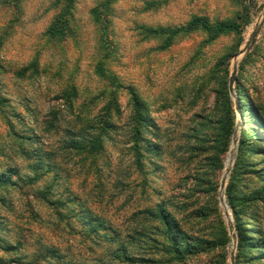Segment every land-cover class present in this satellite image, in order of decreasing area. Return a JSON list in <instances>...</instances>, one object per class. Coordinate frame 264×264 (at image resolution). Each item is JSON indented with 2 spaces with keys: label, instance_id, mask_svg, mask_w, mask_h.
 I'll list each match as a JSON object with an SVG mask.
<instances>
[{
  "label": "rangeland",
  "instance_id": "rangeland-1",
  "mask_svg": "<svg viewBox=\"0 0 264 264\" xmlns=\"http://www.w3.org/2000/svg\"><path fill=\"white\" fill-rule=\"evenodd\" d=\"M107 1L75 0L69 21L73 34L63 41H49L46 33L62 12L65 0H0V99L8 101L5 112H0V174L16 171L24 179L34 175V161L20 155L15 132L39 141L41 149L53 157L45 163L54 166L33 186L15 177L16 186L0 188V264H53V259H41L46 247L58 251L71 264H132L111 261L110 254L117 246L111 247L103 239L99 243L90 241L78 218L79 211L85 207L125 238L146 222L142 211L161 202L168 204L189 237L204 243L203 248L184 262H170L148 238L137 237L131 248L137 259L133 264H232L233 253L238 264V235L226 189L225 204L221 203V183L233 139L221 172L210 173L205 160L195 162L200 165L195 171L196 167L182 163L188 157L186 136L191 134L195 115L209 114L214 105L210 84L203 85L201 93L196 90L204 79L208 81L206 77L230 52L236 39L224 36L207 44V35L199 31L177 38L170 49L163 51V40L147 35L144 29L181 27L194 16L212 22L234 19L242 14L243 4L252 1L256 8L244 31L241 51L264 20V0H118L106 12ZM97 9L104 11L106 25L95 21L93 11ZM105 31L106 43L102 41ZM107 52L112 53L110 59H106ZM246 53L255 56L241 70ZM246 53L237 60L236 81L264 112V26ZM33 63L35 66L24 72ZM99 65L115 77L120 88L98 75ZM234 88L236 106L237 101L240 105L236 83ZM131 93L138 96L145 112L165 132L162 161L156 165L147 154L142 169L128 144L133 115ZM113 98L120 111L118 118L113 117L119 132L107 143L105 153L86 161L68 154L63 147L72 137L71 131L95 121ZM243 105L248 112V104ZM236 114L234 136L239 145L243 134L250 135L256 123L249 113L244 120L241 109ZM52 123L58 127L56 131L49 127ZM29 145V141L23 144ZM257 157L240 184L245 195L264 186L254 172L264 167V156L258 153ZM46 191L50 195L44 200L41 193ZM73 200L76 203L70 210L60 208L58 203ZM251 211L259 215L257 227L264 232V203H254ZM226 212L234 226L235 240ZM226 233L230 242L222 248ZM256 256L260 259L253 264H264V257ZM240 261L247 264L245 258Z\"/></svg>",
  "mask_w": 264,
  "mask_h": 264
},
{
  "label": "trees",
  "instance_id": "trees-1",
  "mask_svg": "<svg viewBox=\"0 0 264 264\" xmlns=\"http://www.w3.org/2000/svg\"><path fill=\"white\" fill-rule=\"evenodd\" d=\"M117 1L108 0L104 5L106 12L110 11L111 3ZM74 4L75 0H65L62 12L54 19L46 33L49 41H63L73 34L69 21ZM253 8H256L255 4L250 1L249 4H243L242 14L234 19L212 22L207 17L194 16L189 23L181 27L144 29L147 35L163 40V45L161 46V50L163 51L170 49L177 38L199 31L207 35V44H211L224 36H234L236 39V44L230 49V52L219 60L215 70L212 71L211 75L206 77L208 81L204 79L196 90L197 93H201L203 90L201 87L208 83L210 84V94L215 97L210 113L207 115L196 114L191 134L186 136L187 143L185 149L188 157L182 163L189 166V168L191 166L196 167L193 171L197 170L200 166L198 165L199 163L195 162H202L204 160L210 173L221 172L224 169L223 159L231 148L238 118L235 102L229 91L231 61L239 53L240 48L245 42L243 34L251 23ZM93 14L97 23L106 25L107 21L103 10H94ZM107 37V31H105L102 34V41L108 42ZM255 42L252 46H254ZM111 54L107 52L106 59H110ZM254 56L255 54L246 53L240 69L243 70L246 65L251 64ZM35 64L33 63L24 72L35 66ZM0 68H3L1 64ZM97 73L101 77L110 79L116 88H120L119 84H116L115 77L110 74L108 75L106 69L101 65L98 66ZM236 91L239 96L240 109L244 120H246V114L249 113L252 121L256 123V128L248 136L243 134V138L238 145L237 159L226 188V200L232 211L238 235V264H242L241 258L247 259L245 261L247 264H253L256 259H260L256 255H259L261 259L264 257V232L257 227L259 215L251 211L254 203H264V186L259 187L251 194L245 195L240 189V184L245 172L255 166L254 160L258 158V153L264 156V112L262 108L254 105L251 98L244 92L239 80L236 81ZM131 95L133 115L130 123V140L128 144L138 167L142 169V161L146 159L147 154H149V158L155 160L156 165L159 161H162L166 153L164 147L165 132L154 118L148 116L138 96L135 93H131ZM7 104L8 101L6 99H0V112H5V109L8 107ZM243 104H248V112H246V105ZM119 112L115 98L111 99L95 121H88L79 131H71L72 137L66 141L63 147L65 151L70 155H77L81 161L103 155L106 151L107 143L111 142L113 135L119 132L118 125L113 122V117L118 118ZM80 120L87 122V119L80 118ZM49 127L54 131L58 128L54 123ZM14 136L21 148L20 155L27 161H34L32 167L34 175L24 179L16 171H10L9 174H0V188L16 186L18 183L13 180L15 177L27 181L29 185L33 186L44 178L46 172L50 173L54 169L52 164L45 163L44 161L47 159L53 160L52 154L41 149L39 141L19 136L16 132ZM25 141H29L30 147L23 146ZM172 141L175 142L176 140L172 139ZM35 144L37 145L35 146ZM262 166H264V161ZM254 172L258 173V178L264 181V167L254 170ZM195 174V177L199 180V171H196ZM49 195L50 191L43 192L41 193V198L47 200ZM74 200L71 202L58 201V203L60 204V208L64 207L70 210L72 205L76 203ZM79 212L81 215L78 218L82 222L90 241L99 243L100 239H103L109 246H117V249H114L110 254V259L114 262H130L132 264L136 262L137 259L132 254L131 248H134V241L137 237L148 238L150 245L159 252L166 254L170 258V262H184L190 255L199 254V250L204 245L203 242L201 243L189 237L181 229L179 222L168 209V204L164 202L157 204L153 209L142 211L141 214L146 218L144 224L149 223L151 225L142 224L140 228H134L131 233H127L125 238L118 231L108 228L104 220L93 216L85 207H81ZM150 228H153V230H150ZM229 242L230 239L226 233L220 246L225 248ZM206 244H210V242ZM214 248L215 245L210 247V250ZM40 255L42 256L41 259L45 261L50 258V260H55L56 264H71L70 262H65V258L58 251L50 247H46ZM224 261H227V259L225 258Z\"/></svg>",
  "mask_w": 264,
  "mask_h": 264
},
{
  "label": "water",
  "instance_id": "water-1",
  "mask_svg": "<svg viewBox=\"0 0 264 264\" xmlns=\"http://www.w3.org/2000/svg\"><path fill=\"white\" fill-rule=\"evenodd\" d=\"M263 26H264V20L262 21V23L260 24V26L258 27V29L253 33L251 39L245 44V47L243 49H241V51L239 52V54L237 56H235V65L233 66V71H232V74L230 76V83H229V91L231 93V95L233 96L234 95V85L236 83V78H237V75H238V65H237V60L240 56L244 55L248 48L250 46H252V44L255 42V40L258 38V36L260 35L261 33V30L263 29ZM236 110L240 112V105H239V102L237 101L236 103ZM233 146H235V153H236V150H237V146H238V140L237 138L234 136L233 137ZM235 159V157H234ZM231 172V168L227 171L226 173V176H224V179L222 180V183H221V203L222 204H225V199L223 197L224 193H225V189H226V182H227V179H228V176ZM227 208V206H226ZM226 217L228 219H230V222H229V229H230V233L233 234V238L235 240V235H234V226L233 224L231 223V218H230V214L229 212H226L225 213ZM237 243L235 242L234 243V249L236 248V245ZM231 263L232 264H235V253H233L232 255V258H231Z\"/></svg>",
  "mask_w": 264,
  "mask_h": 264
},
{
  "label": "bare ground",
  "instance_id": "bare-ground-1",
  "mask_svg": "<svg viewBox=\"0 0 264 264\" xmlns=\"http://www.w3.org/2000/svg\"><path fill=\"white\" fill-rule=\"evenodd\" d=\"M234 157H235V146L232 147V150L227 158V161H226V170L228 171L230 168H232V164L234 162ZM227 171L225 172V176H226V173Z\"/></svg>",
  "mask_w": 264,
  "mask_h": 264
}]
</instances>
